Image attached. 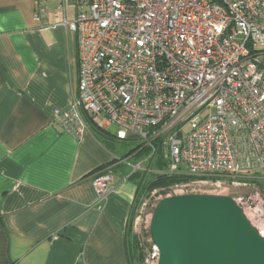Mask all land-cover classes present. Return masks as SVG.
<instances>
[{
  "label": "built area",
  "instance_id": "built-area-1",
  "mask_svg": "<svg viewBox=\"0 0 264 264\" xmlns=\"http://www.w3.org/2000/svg\"><path fill=\"white\" fill-rule=\"evenodd\" d=\"M37 2L38 21L55 2L77 38V94L55 125L80 137L89 117L120 141L159 143L167 173L204 183L264 172V0ZM114 177L93 179L100 209Z\"/></svg>",
  "mask_w": 264,
  "mask_h": 264
},
{
  "label": "crops",
  "instance_id": "crops-1",
  "mask_svg": "<svg viewBox=\"0 0 264 264\" xmlns=\"http://www.w3.org/2000/svg\"><path fill=\"white\" fill-rule=\"evenodd\" d=\"M38 16L37 0H0V264H133L138 182L117 169L92 118L80 137L53 123L77 94V38L55 2L46 24ZM109 166L100 209L93 179Z\"/></svg>",
  "mask_w": 264,
  "mask_h": 264
},
{
  "label": "water",
  "instance_id": "water-1",
  "mask_svg": "<svg viewBox=\"0 0 264 264\" xmlns=\"http://www.w3.org/2000/svg\"><path fill=\"white\" fill-rule=\"evenodd\" d=\"M149 230L158 264H264V236L230 197H166Z\"/></svg>",
  "mask_w": 264,
  "mask_h": 264
},
{
  "label": "rangeland",
  "instance_id": "rangeland-1",
  "mask_svg": "<svg viewBox=\"0 0 264 264\" xmlns=\"http://www.w3.org/2000/svg\"><path fill=\"white\" fill-rule=\"evenodd\" d=\"M107 131L116 136L118 129L111 126ZM140 146H142L141 142L136 140L126 143L114 141L113 146H111V150L120 163L117 169L123 174L134 177L133 179L138 182L137 184L140 180L143 182V185L139 186L140 190H138L139 194H137L134 204L127 236L130 241L135 238L141 243L144 259L142 261L135 260L133 264H158V257L149 230L152 214L162 199L184 195L186 192H194L198 195L225 196L234 199L244 210L252 225L260 230L262 236H264V172L236 180L210 181L209 183L193 178L170 188H157L144 194L145 186L158 175L165 174L167 169L160 168L158 165L159 154L156 155L153 149L146 153L145 147L141 151L133 153Z\"/></svg>",
  "mask_w": 264,
  "mask_h": 264
},
{
  "label": "trees",
  "instance_id": "trees-1",
  "mask_svg": "<svg viewBox=\"0 0 264 264\" xmlns=\"http://www.w3.org/2000/svg\"><path fill=\"white\" fill-rule=\"evenodd\" d=\"M93 128L95 129V132L98 134V136L103 139L104 143L108 146L109 149H111V146H113L114 141H120L117 139L116 136L111 135L107 131V129H103V128H100L98 126H93ZM154 146L157 149L156 155L159 154L158 165L160 166L161 169H163V170L167 169V171H168L170 165H169V161L165 158L166 155H165L163 148H161L159 143H155ZM144 148L145 147L142 145V146H140V148L134 150L133 153L139 152ZM152 149L153 148H151V147H146V149H144V150L147 153V152H150V150H152ZM133 178L131 176V179H133ZM192 179H193V177L189 176L188 174H186L182 171H181V173H175V174H169L166 172L165 174L158 175L154 180L149 182L145 186L144 194H146V192H151L157 188H170L171 186L179 185L182 182H187L188 180H192ZM142 185H143V182L140 180L139 184H138V190H140V187ZM138 194H139V191H138ZM189 194H192V193L186 192L184 195H189ZM130 222H131V218L129 220V225H130ZM127 239H128L127 240L128 241V253H129L130 261L132 263H134L135 260L142 261L144 259V255H143L144 251H143V246L141 248V245H140L141 243L138 240H136L135 238H133V240L130 241L128 236H127Z\"/></svg>",
  "mask_w": 264,
  "mask_h": 264
}]
</instances>
